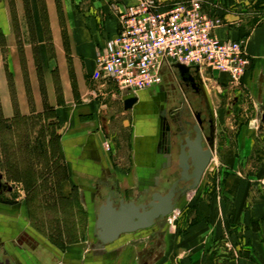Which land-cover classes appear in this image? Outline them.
I'll return each instance as SVG.
<instances>
[{"label":"crops","instance_id":"1","mask_svg":"<svg viewBox=\"0 0 264 264\" xmlns=\"http://www.w3.org/2000/svg\"><path fill=\"white\" fill-rule=\"evenodd\" d=\"M12 1L0 0L1 117L19 120L46 108L50 113L48 121L56 122L55 136L61 141L63 162L68 170L63 185L64 194L65 189L68 191L65 196L78 189L80 198L84 196L90 206L98 188L103 197L115 192L132 200L147 180L145 170L150 160L152 157L157 160L149 139L152 118L149 103L154 96H147L145 91L135 96L123 94L114 82L96 76L95 59L97 52L117 37L119 13L138 0ZM204 3L207 5L204 13L221 20L215 36L243 42L250 64L238 86L246 95V106L255 109L260 124L264 122V111L257 114L258 108L261 111L264 107V23L248 28L243 14L232 11L237 5L247 4V0H204ZM174 75L172 68L163 72L165 79ZM200 76L204 85L208 80L231 85L225 74L207 72ZM128 97L138 100L125 109ZM212 109L216 137L220 119ZM247 124L238 130V148L222 144L223 153L262 156L264 126L257 127L261 135V141L255 137L259 142L257 149ZM256 162L262 170V179L264 160ZM235 163L229 161L223 166L235 174ZM234 180L226 178L223 199L209 195L207 200L202 198L197 221L168 241L172 257L169 264H263L264 194L260 190L254 193V203L248 205L253 199L248 198L249 192L244 194L237 189L239 184L233 187ZM2 206L6 205L0 202V247L7 240L8 223L16 225L17 216L21 217L8 214Z\"/></svg>","mask_w":264,"mask_h":264},{"label":"rangeland","instance_id":"2","mask_svg":"<svg viewBox=\"0 0 264 264\" xmlns=\"http://www.w3.org/2000/svg\"><path fill=\"white\" fill-rule=\"evenodd\" d=\"M158 1L164 6L191 2V0ZM247 1V4L237 5L232 11L243 14V19L247 20L245 26L248 28L260 22L264 23V0ZM199 6L204 13L207 6L204 0H199ZM241 79L237 85L232 84L230 80L229 86L219 81H205V90L220 119L214 139V157L200 187L178 201L174 212L166 218L161 229L153 227L146 231L123 235L116 243L105 247L104 251L93 253V246L96 243L93 236L94 216L90 210L88 211L84 196L80 198L81 193L78 189L68 196H65L67 189L65 194L63 192L68 170L63 162L61 141L55 136L56 122L52 119L48 121L50 113L45 107L43 112L21 117L19 120H4L0 115V182L8 189H12L11 193L0 194L1 204L6 205L2 206L3 210L8 214L20 215L21 217L17 216V219L21 225L29 228L30 233L63 264L171 263L168 241L185 232L197 221L196 212L201 209L202 198L207 200L209 195L212 198L223 199L224 182L228 176L236 178L233 187L239 184L236 187L241 193L249 192V199H253V194L259 190L264 194V176L260 178L262 170L256 162L257 159L264 160V151L261 157H256L257 153L237 152L233 155L225 154L221 150L222 144L238 148V130L247 123L254 140L256 137L261 141L257 127L260 124L264 126V122L259 124L254 114L255 109L249 104L246 106L244 97L246 95L240 89L241 86H238L241 85ZM173 80L171 77L165 79L168 88L172 83L167 82ZM169 89L161 93L156 88L153 93L152 90L145 92L147 96L152 97L159 93L165 95ZM239 98L243 99L245 106L241 105ZM246 98L252 100L250 96ZM263 111L264 107L261 111L258 108L256 113L263 114ZM244 114L248 117L245 118ZM262 137L264 138V135ZM257 140L255 142L258 149ZM229 161H236L235 174H230L229 168L223 166ZM257 172L259 175H256ZM65 187L69 188V185ZM253 203L254 199L250 200L248 205Z\"/></svg>","mask_w":264,"mask_h":264},{"label":"built area","instance_id":"3","mask_svg":"<svg viewBox=\"0 0 264 264\" xmlns=\"http://www.w3.org/2000/svg\"><path fill=\"white\" fill-rule=\"evenodd\" d=\"M118 20L117 37L97 52L95 63L96 76L114 82L123 94L154 90L174 64L225 74L233 84L249 67L242 40L218 39L220 19L205 15L199 0L170 6L138 0Z\"/></svg>","mask_w":264,"mask_h":264},{"label":"flooded vegetation","instance_id":"4","mask_svg":"<svg viewBox=\"0 0 264 264\" xmlns=\"http://www.w3.org/2000/svg\"><path fill=\"white\" fill-rule=\"evenodd\" d=\"M190 72L194 79L193 85L182 83L174 75V80L167 82V84L172 83L170 89L164 78L156 88L160 93L169 89L165 95L159 93V95L152 97L153 100L149 103L152 111L149 139L157 160H154L153 157L150 160L145 170L147 180L143 188L135 194L132 200L123 198L125 202L133 201L136 204H148L152 201L154 194L165 196L173 188L176 208L178 201L183 196L200 187L213 157L215 121L212 104L198 70L192 68ZM207 149H210L211 157L197 188L191 190L190 187L193 185L197 174L194 150L199 152L197 159L200 160L197 161L202 162L206 158ZM100 191L97 188L90 201V206L87 205L88 211L90 210L94 216V220L98 208L106 198ZM0 192H8L7 186L2 185L1 182ZM117 203L118 200H115V204ZM167 217L163 219L161 227L157 225L153 227L161 229ZM7 229V240L0 247V264H30L32 262L35 264H63L56 255L46 249L30 233L29 228H24L20 221L16 225L9 224ZM94 232L93 223V236ZM94 239L96 243L93 246V253L102 252L105 247L109 246H104L102 250H98V241L95 236Z\"/></svg>","mask_w":264,"mask_h":264},{"label":"water","instance_id":"5","mask_svg":"<svg viewBox=\"0 0 264 264\" xmlns=\"http://www.w3.org/2000/svg\"><path fill=\"white\" fill-rule=\"evenodd\" d=\"M172 69L182 83L194 84V79L190 72L191 68L181 64H174ZM137 100V97L125 99V109H130ZM194 156L197 174L193 185L190 187L191 190L197 188L211 157V151L207 149L206 158L202 162L197 161L200 160L197 159L199 157L198 151L194 150ZM8 190L11 189L9 188ZM174 198L175 192L173 188L165 196L154 194L152 201L148 204H136L133 201L125 202L120 195L111 193L98 208L94 220V236L98 241V250H102L104 246L112 244L121 235L147 230L155 225L161 227L163 219L175 210ZM115 200H118L117 204H115Z\"/></svg>","mask_w":264,"mask_h":264},{"label":"trees","instance_id":"6","mask_svg":"<svg viewBox=\"0 0 264 264\" xmlns=\"http://www.w3.org/2000/svg\"><path fill=\"white\" fill-rule=\"evenodd\" d=\"M65 178H67V177H65ZM68 179V178H67Z\"/></svg>","mask_w":264,"mask_h":264}]
</instances>
